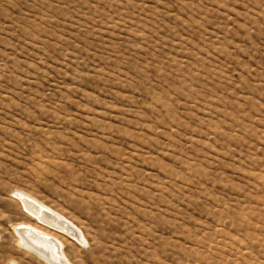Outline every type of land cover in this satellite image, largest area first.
Masks as SVG:
<instances>
[{"label":"rangeland","instance_id":"1","mask_svg":"<svg viewBox=\"0 0 264 264\" xmlns=\"http://www.w3.org/2000/svg\"><path fill=\"white\" fill-rule=\"evenodd\" d=\"M23 225L70 264H264V0H0V264H57Z\"/></svg>","mask_w":264,"mask_h":264},{"label":"bare ground","instance_id":"2","mask_svg":"<svg viewBox=\"0 0 264 264\" xmlns=\"http://www.w3.org/2000/svg\"><path fill=\"white\" fill-rule=\"evenodd\" d=\"M20 200L25 208L31 211L30 216L32 218L34 217V220H37L38 223L45 222L48 226L50 225L51 227L56 228L57 230H60L72 237L75 234V239L80 240L77 231L71 225L64 222L59 216L45 210L42 206L38 205V203L30 199L24 197ZM15 231L28 249L31 248V250L37 255L45 258L50 263H52V261H56V263L58 262L57 264H70L63 253V244L57 239V236L54 237L40 228L25 225L16 228Z\"/></svg>","mask_w":264,"mask_h":264}]
</instances>
